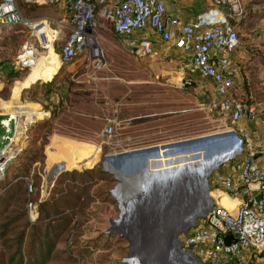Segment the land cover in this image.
<instances>
[{"label": "rangeland", "instance_id": "1", "mask_svg": "<svg viewBox=\"0 0 264 264\" xmlns=\"http://www.w3.org/2000/svg\"><path fill=\"white\" fill-rule=\"evenodd\" d=\"M43 2L44 0H38V3ZM17 3L25 17L32 21L31 25L38 23L37 20H32L39 12L38 9L34 10L33 4H28L24 0H17ZM243 10L242 16L236 22L237 30L240 32V46L232 53V59L240 70V82L243 84L241 98L246 101V96L248 94L250 96L245 88V81L248 80L251 92L258 102L252 106L257 109L259 116L252 128L254 133L251 131L255 136L253 139L258 141L256 139L264 134V0H243ZM99 22L101 25L95 29L98 33L96 35L95 32V35L98 45L103 50L107 66L96 71L87 57L82 55L76 61L81 60L84 66L88 64V68L83 70L78 67L81 62L76 63L71 68L72 74H75L74 78H55L54 87L60 89V92L58 95L52 94L54 97L52 96L51 100L45 98L48 88L43 85L46 83L43 80L33 85L37 88L35 100L30 99V90L22 93L20 108L26 112H41L44 115L29 126L26 146L12 160L5 175L6 180H0V193L3 194V188L14 180L17 174H24L22 173L26 169L24 165L28 164V156H31L29 153L38 146H43L41 152L45 157L43 161L31 163L28 179L30 182H39L41 200L54 196L66 200L68 206L72 207L67 212L70 225L57 242L56 259L50 264H122L123 258L127 257L131 249L137 250L134 246L136 243L132 240L133 234L124 226L125 224L123 225V221L127 222V215L132 213L130 202L135 198V193L139 194L144 190L136 192L128 178L127 183L125 178L121 180L105 171L104 169L112 170L113 167L108 157L160 145L187 143L191 139L209 136L212 137L208 141L213 139L212 142L216 145L223 141L228 132L238 131L228 118L217 116L204 106H200L208 105L215 99L213 85L200 83V88L196 89L195 84L193 88L191 84L190 89L180 90L176 83L179 68L175 63H168L164 66L165 71L159 70L156 73L157 69L149 68V62L144 60L145 58L128 51H120L122 41L114 36L110 24L106 23L104 18H100ZM45 27L50 29L54 26L51 23L37 27L19 25L0 32V63L13 65L19 72L15 77H9L4 73L0 79V119L8 117L16 108L13 89L17 81L28 78L32 73L34 65L31 61L32 55L38 57L48 55L49 48L42 47L38 41V36L41 35L43 39L46 33H49ZM69 34V30L63 29L61 36L57 38L58 44L53 43V51L58 55ZM26 44H29L28 48H25ZM34 49L35 53H30V50ZM177 53L176 57L172 56L175 62L178 61L176 58H180L179 52ZM24 60L30 61L24 64ZM147 74L151 77L147 78ZM156 74H159V77L155 78ZM25 106L28 109H25ZM108 126H113L114 132L106 137L103 143L102 133ZM0 134L3 132L0 131ZM55 138L100 146L98 159L91 167V172H87L90 169L84 165L72 168L80 173L86 172L83 176L84 182L77 184L78 187L70 186L69 181L64 182L65 176L61 175L63 171L54 181L49 179L51 160L61 161L49 153ZM20 146L21 142L18 139L14 148L18 149ZM221 147L218 151L222 149ZM189 149L190 147L188 151ZM199 157L201 161L207 162H205L207 166L200 164L202 166L200 173L202 181L205 182L203 192L207 197V204L205 203L203 208L208 206V210L210 202L207 192L209 194L214 192L211 196L220 194L218 187L211 183V175L221 169L223 164L205 171L209 167L208 161L203 155ZM223 167L225 169L226 164ZM125 168L129 170L128 163ZM125 168L121 167V170H124L123 175L127 176ZM142 168L135 169L131 175L140 174L145 171L146 166ZM164 174L162 177H174L176 182H180L189 171L176 170ZM149 175L150 179L147 181L149 196L147 195L145 202L150 205L158 202L161 207L170 203L166 197L169 194L167 184L160 180L156 182V186L152 185L154 181L151 174ZM59 181L61 183H58ZM53 186L57 194L51 193ZM117 191H121L123 198L129 201L127 206L131 208L130 212L123 208L125 199L121 202L115 198ZM166 200L168 203L165 204ZM122 226L127 228L128 233L123 232ZM190 226L191 223L179 228L176 237L182 238L184 231L190 229ZM146 244L142 242L139 245L138 250L143 253L141 255L147 254ZM166 245L172 247L173 244L166 241ZM156 247L158 245L154 248ZM76 250H84L86 256L79 258L75 255ZM255 257L252 254L245 264H249L250 261L254 264H264ZM176 262H179L178 258Z\"/></svg>", "mask_w": 264, "mask_h": 264}, {"label": "built area", "instance_id": "2", "mask_svg": "<svg viewBox=\"0 0 264 264\" xmlns=\"http://www.w3.org/2000/svg\"><path fill=\"white\" fill-rule=\"evenodd\" d=\"M64 1L69 9L71 31L61 49L62 65L71 64L87 52L88 60L96 71L107 66L95 35V29L101 25L99 19L104 18L114 36L126 40L129 48L140 57L154 54L150 38L136 36L145 31L152 32L164 44L190 56L199 74L214 84L215 99L208 106L211 111L228 118L234 126L246 117L251 122L257 120V109L248 107L241 98L239 70L232 59V53L240 46L236 22L244 11L243 0H212L216 7L202 12L193 22L179 18L168 21L165 0ZM31 24L17 0H0V32L18 25H39ZM55 32L54 42L59 37ZM38 38L42 47H48L50 42H45L41 35ZM28 46L26 44L25 48ZM30 53H35V49ZM29 61L24 60V64ZM188 85L191 81L185 79L178 88L184 89ZM33 122H18L11 113L0 119V131L3 132L0 134V177H5L14 157L26 146L29 126ZM236 129L238 131L228 133H235L239 138L241 150L232 158L240 157L239 162L235 161L228 172L219 169L211 175V183L218 187L220 194L210 197L204 226L195 227L180 240V251L201 264H245L252 254L257 261L264 262V156L254 159L256 153H264V139L255 141L248 131ZM113 132V126L104 130L103 143ZM18 139L21 146L16 149L14 144ZM29 190L32 191L31 184ZM36 207V204L29 203L33 220ZM228 232L234 235L236 242H224L223 235Z\"/></svg>", "mask_w": 264, "mask_h": 264}, {"label": "crops", "instance_id": "3", "mask_svg": "<svg viewBox=\"0 0 264 264\" xmlns=\"http://www.w3.org/2000/svg\"><path fill=\"white\" fill-rule=\"evenodd\" d=\"M24 1L26 3L33 4L34 10L38 9L39 12H36V18L32 20H37L39 25H47L48 23H51L54 27H51L50 29H48L47 27L45 28L53 32H55L56 30L59 35L62 33L63 29L71 31L69 26V9L64 0H49L50 2L44 0L43 3H32L27 2L26 0ZM165 5L168 21L171 18H179L184 22H193L196 17L203 11H208L216 7L212 0H165ZM48 10L53 11L54 13L49 12ZM57 11L59 13H57ZM95 32L97 35V30ZM136 36L139 38L149 37L152 41L154 46V54L152 56L141 58H145L144 60H147L149 62V68L157 69L156 73H158L159 70L165 71L164 66H167L168 63H175L179 68V71L176 73L178 76V81L176 82L178 83V86L183 82V80L186 79L191 81L192 88L196 86V89H199L202 83H207L208 85L211 84L214 87V84L210 79L202 77L194 68L192 62L190 61V56L182 54V52L176 49L174 46H168L164 44L157 35L153 34L150 31L137 33ZM54 40L55 38H53V40L47 39V42H50V45L48 47L49 52L47 56H43V60L40 61L32 59V63H34V65L30 76L24 80L17 81L15 84V88L13 89V98L14 106H16V108L11 112V115L17 120L19 118H25L35 121L43 117L44 114L41 112H24L19 108V106L21 105L20 97L22 93L30 90L38 81L43 80L45 82H49L54 78L60 77L74 78L75 74H72L71 68L72 66L76 65V63L81 62L78 67L82 68L83 70L86 67L88 68V64H85L84 66L81 60L76 61L78 58H76L71 64L62 65L60 61V54L58 55L53 51ZM120 40L122 41L120 51H128L129 53L139 56L137 55L135 50L129 48L126 40ZM58 41L59 40L57 39L55 41V44H58ZM177 52H179L180 58H176L178 59V61L175 62V58H173L172 56L176 57V54H178ZM53 54L56 59L57 67L51 60V55ZM82 55H85L88 59L87 52H83L80 56ZM48 58L50 62L48 61ZM45 59L47 61H45ZM44 61L47 62V64L51 63V65H45ZM42 67H53V71L48 75L40 74V69ZM237 68L239 70L238 66ZM146 77L150 78L151 76L149 77V74H147ZM157 77H159V74H156L155 78ZM191 87L190 85H188L184 89L180 90H188ZM200 106H204L206 110L217 116L224 117L217 112L211 111L208 107L209 104ZM236 128L248 131L252 139L253 137H255L252 134L254 133L252 129L254 128V122H251L247 117L241 120V122L236 125ZM211 137L212 136L206 138L203 137L199 139H191V141L187 143L181 142L133 150L114 157H108V160L112 162L113 167L112 170L104 169L105 171H107L108 173H112L115 177L120 178L121 180L125 178L124 180H126L125 182L127 183L128 178L133 190H137L136 192L144 190V192L142 193H135V198L132 201L130 200L132 213L127 215V222L123 221V225L125 224L124 226H126L130 230V233L133 234L132 240L134 243H136L134 244V246L137 248V250L135 251L131 249L127 257L123 258L122 264H130L125 262L124 260L132 255L139 256L142 264H150V262L151 264H165V262L163 261L164 259H169H167V256H169L170 253L172 254V258L175 257V259L173 258L175 261L178 258L179 263L180 261H189L187 259L189 257L188 255L179 252V242L186 234L193 232L195 227L204 226L206 213L205 211L208 207L207 206L205 208H202L200 204V181H202V174L200 173L202 166L200 164H204V166H207V162L201 161V157H199V151L201 150V148H208L212 153L210 162H215L213 165L207 167L205 171H208L209 169L216 166V168H218L220 164H223V166H225L226 164L225 169L223 166L221 168V170L224 172H228L231 169V165L234 163V160L231 159V157L236 156L239 153V141L234 133L225 134V140L223 139L222 142H219L216 145L214 144V142H212L213 139L211 141H208L209 139H211ZM261 139H264V134L256 140ZM53 142L54 143L50 147L51 149L49 150V153L51 156H55L57 157V159L59 158V160H61H51L50 162V166L55 167L57 170L55 178L60 172L64 170H72V168H77L81 165H84L87 168H91L98 159V157H85V155L87 156V153L79 146V144L76 143L78 141L65 138H55V141ZM189 147V152L191 151L190 153L188 152ZM215 147H221L222 149L218 151V148ZM238 158L240 157H237V159ZM127 163L129 164V170H126L125 168L127 166ZM120 166L122 167V169L125 168V171H127V176L123 175L124 170H121ZM144 166H146V168H144L145 171L138 174L140 176L131 175L135 171V169L139 167L143 169L142 167ZM176 170L183 172L188 170L189 174H187L186 176L184 175L185 177L183 176L180 182H176V179L174 177H162L163 175H165L164 173L173 172ZM149 174H151V179L154 181L152 185L156 186V182H159L160 180H163L164 183L167 184L169 194L167 193L168 195H166V197L168 198V202L170 203H168L166 200L165 204H168L161 207L158 202L152 205L145 202L147 195L149 196V193H147L149 192L147 185V181L150 179ZM157 177L160 178L157 179ZM54 179L52 181H54ZM213 193L214 192H212V195ZM117 195L119 196V198L117 197ZM117 195L115 196V198L118 201L123 202L125 198H123L122 192L117 191ZM127 203H129V201L125 199L123 202V208L124 210L130 212L129 209L131 208L127 206ZM190 223L191 231L190 229H187L184 231V235L182 238H177L176 231L181 227H186ZM124 226L120 228L124 230L123 232L128 233L127 228ZM166 241H170L173 244L172 247L166 245ZM142 242L147 243V249L145 248L147 254L145 255H141L143 254L142 251L138 250L140 248L139 245ZM157 245L158 247L154 248Z\"/></svg>", "mask_w": 264, "mask_h": 264}, {"label": "trees", "instance_id": "4", "mask_svg": "<svg viewBox=\"0 0 264 264\" xmlns=\"http://www.w3.org/2000/svg\"><path fill=\"white\" fill-rule=\"evenodd\" d=\"M32 59L41 61L43 57L32 55L31 61ZM45 61L47 60L45 59ZM45 65H51V63L47 64L45 62ZM0 67L1 76L4 73H7L9 77L18 76L19 72L15 70L13 65L2 62ZM240 81L239 84L242 90L243 84ZM43 85L48 88L45 93L47 100H51L53 95H58L57 93L60 92V89L54 87L55 78ZM245 88L250 93V96L249 94L246 96L247 100H243L244 103L248 107L257 105L258 102L253 96L254 93L251 92V85L248 80L245 81ZM29 94L30 99L35 100L37 98V88L32 87ZM62 96L64 97V94ZM42 148L43 146H38L36 150L29 153L31 156H28V164L24 165L26 167L22 172L24 174H17L14 180L3 188V194L0 193V203H2L0 208V264H50L52 260L56 259L57 242L70 225V221L67 219V212L72 207L68 206V202L62 198H54V196L41 200L39 198V182H30L28 179L31 163L38 160L43 161L45 157L41 152ZM239 160L238 158L234 162H239ZM89 169L87 172L92 171V168ZM85 173L75 170H64L61 175L65 176V183L69 181L70 186L78 187L77 184L84 182L85 178L83 176ZM4 180H6V176L2 181ZM60 181L58 183H61ZM30 184L32 191L29 190ZM58 191L64 192V190ZM51 193H58L54 186L51 188ZM29 203L37 205L34 208V220L31 218ZM76 251L75 255L79 258L86 256L84 250ZM71 255H74L73 252Z\"/></svg>", "mask_w": 264, "mask_h": 264}, {"label": "bare ground", "instance_id": "5", "mask_svg": "<svg viewBox=\"0 0 264 264\" xmlns=\"http://www.w3.org/2000/svg\"><path fill=\"white\" fill-rule=\"evenodd\" d=\"M37 27V26H36ZM55 33L56 32H53V31H51V30H49V33H46V35H45V37L43 38V40L45 41V42H47V39H51V40H53V38H54V36H55ZM47 38V39H46ZM48 43V42H47ZM50 45V44H49ZM49 45H48V47H49ZM51 60H52V62H53V64L57 67V63H56V59H55V56H54V54L51 56ZM53 71V67H42L41 69H40V74H43V75H48V74H50L51 72ZM23 120H25V121H30V122H33V120H28V119H25V118H19L17 121L18 122H21V121H23ZM232 133V132H231ZM235 134V133H234ZM235 136L237 137V139H238V141H239V138H238V136L235 134ZM77 144H79V146L87 153V156L85 155V157H87V158H95V157H98L99 156V153H100V146L99 145H88V144H84V143H81V142H76ZM226 144H228V143H226ZM215 148H218V147H215ZM240 150H241V146H240V141H239V152H240ZM189 152V151H188ZM191 152V151H190ZM189 152V153H190ZM193 152V151H192ZM195 152V151H194ZM196 155V154H195ZM200 155H203L204 156V159L205 160H207L208 161V165L210 166V165H213L215 162H210L211 161V155H212V153L210 152V150L207 148V149H204V148H201V150L199 151V156ZM233 157H235V156H232L231 157V159L233 158ZM191 158V157H190ZM84 159H86V158H84ZM192 160V159H191ZM197 160V159H196ZM195 160V161H196ZM193 163V162H192ZM56 174H57V170H56V168L55 167H52V166H50V173H49V178H50V180L52 181L54 178H55V176H56ZM204 183L205 182H203V181H200V187H201V190H200V196H201V201H200V204H201V207L203 208L204 206H205V203L207 204V197L204 195V192H203V190H204ZM193 186V185H192ZM207 195H208V200H209V202H210V197H211V193L209 194L208 192H207ZM118 198H119V196H118ZM196 202H198V201H196ZM196 204V203H195ZM188 205V204H187ZM199 205V204H198ZM208 205H210L209 203H208ZM187 207H189V206H187ZM207 210V209H206ZM206 212V211H205ZM173 229V228H172ZM179 252H181L180 251V242H179ZM182 253V252H181ZM183 254V253H182ZM164 258V257H163ZM169 258V259H168ZM174 259H175V257H173ZM172 258V254L170 253V255L169 256H167V259L168 260H165L164 259V261L163 262H165V264H174V263H179V262H176L174 259ZM189 261H187L186 259V261L185 262H183L184 264H194V262H193V260H192V258L191 257H188L187 258ZM179 260H181V259H179ZM179 264H182L181 263V261H180V263Z\"/></svg>", "mask_w": 264, "mask_h": 264}, {"label": "water", "instance_id": "6", "mask_svg": "<svg viewBox=\"0 0 264 264\" xmlns=\"http://www.w3.org/2000/svg\"><path fill=\"white\" fill-rule=\"evenodd\" d=\"M261 156H264V153H256L255 156H254V159H257L258 157H261ZM2 179H4V178L1 176L0 180H2ZM257 199L259 200L260 196H258ZM223 239H224V242L226 244H231V243L237 241V239H234V235L231 232H228V233L224 234L223 235ZM124 261L127 262V263H130V264L131 263L142 264L139 256H136V255H132L129 258H127L126 260H124ZM194 264H201V263L194 261ZM228 264H241V263L240 262H231V263H228ZM249 264H254V262L250 261Z\"/></svg>", "mask_w": 264, "mask_h": 264}]
</instances>
